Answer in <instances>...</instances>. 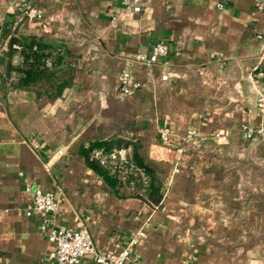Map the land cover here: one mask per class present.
I'll use <instances>...</instances> for the list:
<instances>
[{"label": "crops", "instance_id": "0c3cea01", "mask_svg": "<svg viewBox=\"0 0 264 264\" xmlns=\"http://www.w3.org/2000/svg\"><path fill=\"white\" fill-rule=\"evenodd\" d=\"M259 2L144 0L125 13L119 0H0V26L12 20L20 36L63 44L74 67L52 100L37 102L7 82L0 88V264H57L44 222L84 225L94 252L127 248L125 264H264V141L240 133L243 123L259 124L254 103L264 93ZM158 41L166 55L150 67L133 61ZM6 48L0 38V56ZM122 69L142 84L126 96L116 91ZM113 101L130 111L123 134L159 182L156 204L125 182L124 168L107 167L110 183L79 153ZM189 128L196 141L184 144ZM119 157L132 162L131 145ZM35 187L54 194V212L32 209ZM74 264L98 263L83 255Z\"/></svg>", "mask_w": 264, "mask_h": 264}, {"label": "trees", "instance_id": "16d2710c", "mask_svg": "<svg viewBox=\"0 0 264 264\" xmlns=\"http://www.w3.org/2000/svg\"><path fill=\"white\" fill-rule=\"evenodd\" d=\"M4 37L7 38V48L0 56V61L4 64L3 74H0L1 89H5L7 82L10 88L32 91L35 100L42 102L58 97L63 88L71 83L74 67L66 60L68 50L63 44L51 46L43 44L34 36H20L15 33L12 20H5L0 26V38ZM13 45H17L18 48ZM15 53L20 56L17 64L11 62V57ZM130 125V119H128L122 121L117 128H109L107 131L101 126L98 137L87 142L86 145H80L79 153L84 157L89 168L106 181L113 183L114 175H109L107 166L101 165L91 157L90 152L96 148L108 152L113 148L120 149L131 145L133 166L129 168L128 163L124 165L125 182L146 188L145 198L156 204L161 196L160 185L153 171L138 156V143L124 137L123 131ZM141 176L147 181L146 183L141 181Z\"/></svg>", "mask_w": 264, "mask_h": 264}, {"label": "built area", "instance_id": "2783aa9c", "mask_svg": "<svg viewBox=\"0 0 264 264\" xmlns=\"http://www.w3.org/2000/svg\"><path fill=\"white\" fill-rule=\"evenodd\" d=\"M120 7L125 13H137L141 11L144 0H119ZM216 7L220 8L221 4L216 3ZM258 10L264 11V3L259 2L256 5ZM34 12H27V16H34ZM18 48L17 45H13ZM167 45L164 42L158 41L151 45L147 55L138 53L134 55L133 61L145 67H150L155 61L167 53ZM171 76H176L172 74ZM167 74L160 75L161 80H166ZM142 84L135 80L126 69H122L117 74L116 91L119 96H126L133 93ZM255 110L259 119L257 126L249 124L240 125V133L243 138L252 139L258 137L264 141V93H259L255 98ZM226 133L215 132L212 138L215 140H225ZM160 139L167 140L164 132L160 133ZM196 141V132L194 129H187L183 137V143L193 144ZM169 149V148H167ZM177 153L182 152L181 146L174 149ZM120 149H111L108 152L96 148L91 150L90 156L96 159L101 165L107 166L111 171L118 172L128 163V167L133 166L132 162L119 157ZM27 189V188H26ZM31 207L37 211L52 213L57 208V200L54 194L50 191H43L37 187L31 190ZM28 214V212H27ZM40 229L45 232L46 238L54 246L51 256L57 264H74L83 255H92L94 261L98 264H125L128 260V249L124 248L116 253L100 252L96 253L93 250L90 235L84 225L78 224L74 229H61L48 227L47 224L41 223ZM134 240H131L132 244Z\"/></svg>", "mask_w": 264, "mask_h": 264}, {"label": "rangeland", "instance_id": "374dc122", "mask_svg": "<svg viewBox=\"0 0 264 264\" xmlns=\"http://www.w3.org/2000/svg\"><path fill=\"white\" fill-rule=\"evenodd\" d=\"M101 119L103 121V129L107 131L109 128H117L118 125H121L122 121L130 119V111L124 103L113 101L103 113Z\"/></svg>", "mask_w": 264, "mask_h": 264}]
</instances>
